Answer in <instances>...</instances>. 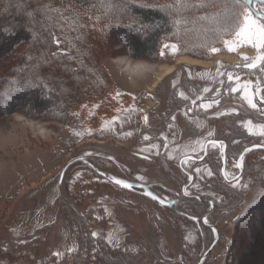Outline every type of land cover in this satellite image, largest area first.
I'll return each instance as SVG.
<instances>
[{"label": "rangeland", "instance_id": "1", "mask_svg": "<svg viewBox=\"0 0 264 264\" xmlns=\"http://www.w3.org/2000/svg\"><path fill=\"white\" fill-rule=\"evenodd\" d=\"M222 1L227 2L208 0L209 4L216 2V8L182 10L185 4H200L202 0H176L175 20L181 23L164 35L158 54L149 61L120 53L103 58L114 72L116 67L125 70L118 74L119 92L110 75L115 84L112 95L119 99V105L108 106L110 111L131 103L134 96L121 90H138L134 82L144 79L140 78L142 73L147 76L142 88L143 116L137 121L142 133L129 136L125 142L102 139L118 130L126 114L121 112L117 118L115 112L104 115L105 107L98 102L82 108V102L64 99L38 114L28 102L16 98L15 87L4 85L5 77L12 72L15 52L0 58V264L198 263L216 237L215 231L205 232L200 212L193 213L195 219L187 220L178 216L174 206L166 209L151 201L152 197L128 190L112 179L148 189L162 183L163 189L154 191L169 201L175 197L174 192L180 196L192 192L183 189L189 181L185 171H194L199 184L209 175L191 160L184 161L182 167L183 158L201 155L205 143L217 140V135L237 137L225 125L220 127L223 113L236 114L238 120L233 127L245 128V134L254 139L263 138L264 120L259 119L264 116V90L257 93V89L264 85V62L256 69L244 65L264 53V48L238 40L236 32L243 24V14L237 21L231 1L221 5ZM258 4L254 0L247 6L252 18L259 16L251 6L264 16V4ZM215 13L220 15L211 18ZM48 23L52 24L55 40L66 38L69 56L82 59L81 39L85 37L74 28V23H79L57 6L52 8ZM172 45H176L175 50ZM180 53L211 61L210 70L195 72L182 65L177 77L161 82L160 65L175 63ZM205 75V81L198 82ZM245 85L256 108L245 99ZM19 89L26 95L24 88ZM176 96L181 100L178 104ZM194 105L197 109L192 108ZM134 110L130 108L127 113ZM163 110L172 112V117L160 116ZM206 116L212 117L213 124ZM159 158L164 165L157 163ZM248 164L241 161L243 169L238 179L234 178L239 174L235 165L226 170L225 176L220 169L219 182H229L231 205L227 215L207 219L217 226L220 239L203 264H264V220L259 221L255 210L264 193V165ZM208 209L211 206L202 213ZM235 256L240 260L230 262Z\"/></svg>", "mask_w": 264, "mask_h": 264}, {"label": "trees", "instance_id": "2", "mask_svg": "<svg viewBox=\"0 0 264 264\" xmlns=\"http://www.w3.org/2000/svg\"><path fill=\"white\" fill-rule=\"evenodd\" d=\"M0 1V58L15 52L12 72L5 77L4 85L8 89L15 87L16 98L28 102L40 115L64 99L75 104L82 102V108L98 102L105 107L104 115L113 114L115 111L108 106L119 105V99L112 95L115 84L103 58L120 53L149 61L158 54L164 35L177 26L176 0ZM55 6L83 25L74 23L85 37L81 39L82 59L69 56L64 36L57 46L52 24L48 23ZM19 47L22 51L18 52ZM19 88H24L26 95ZM262 202L264 193L255 205L259 221L264 220ZM252 241L251 238L250 244ZM239 257L230 262H238Z\"/></svg>", "mask_w": 264, "mask_h": 264}, {"label": "flooded vegetation", "instance_id": "3", "mask_svg": "<svg viewBox=\"0 0 264 264\" xmlns=\"http://www.w3.org/2000/svg\"><path fill=\"white\" fill-rule=\"evenodd\" d=\"M260 4L261 3H259L258 5ZM176 99L178 100L176 101V104H178V102L181 100L178 99L177 96H176ZM192 108L197 109L196 105L192 106ZM197 114L198 113H196V115ZM161 115L165 119V117L166 116L168 117V115L172 117L171 116L172 112L168 114L167 111L163 110V113H161L160 116ZM223 115L224 117L221 118L220 127H222L223 129L224 127L223 125H225V127L230 129L231 134H235L237 137H234V136L228 137V136H223V135L219 137V135H217L218 139L216 141H219L220 143H215V144L210 145L208 148V152L205 156H203L204 151H205V146H204L202 154L199 155L198 157L195 156L196 158H199L201 156L203 157L198 160H191V162L195 166L204 168V170L207 171V173L211 172V175H208V176L205 175V179H202L203 183L199 184L197 182L196 173L194 171L189 172L193 175L192 177H190L188 173L186 172V174L189 177V181L185 182L184 186L186 185V189L187 188L191 189L192 192L189 194L183 193L182 196H180V193L174 192L175 197L170 198L169 201L166 200L167 202L170 203L169 205H164L161 202L157 201L156 199H152V198L150 199L153 202L162 204V206H164L166 209H170L172 208V206H174L175 207L174 209H178V211H176L177 213H179L178 216H181V217L183 216L187 220L189 218L195 219L196 217L193 215V213L200 212L199 216L202 215L201 222H203V225L207 227V229L204 227L205 232L206 230L215 231L210 225H214V226L216 225L213 224L212 222H208L207 220H206L207 222H205L203 220L204 215L209 214L208 216L209 219L208 218L207 219L212 221L214 220L215 217L219 216L218 214H221V216L227 215L228 207L231 205L228 203V200H229L228 199L229 197L228 183L229 182L225 181V184H221L219 182L220 169H221V173L223 174V169L226 171L227 169H232V167H234L235 165V169H237L240 174V170L243 169L240 163L243 160H244V163L247 162V164L249 163V161H252V163L248 165L255 164L258 167H259V164L264 165L263 148L254 147V148L249 149L253 145H264V135H263V138L254 139V137L252 138L250 134H249L250 136L245 134V130H244L245 128L240 127V126H239L240 128L238 126L233 127V124L237 122L238 120L236 117V114L223 113ZM205 118L206 120L207 118H209L210 122H212L213 124L212 117L206 116ZM262 120H264V116H261V118L259 119V121H262ZM210 140H213V139H210ZM214 145L216 148H213ZM220 146H223L221 151L219 149ZM255 153L258 154L257 157H253ZM159 160L160 161H157V163H159L160 165L165 164V162H162L163 161L162 158H159ZM148 161L152 162L153 161L152 157H151V160L149 159ZM127 174H128V178H130L131 175L129 171H127ZM239 174L235 176L236 179H238L242 173L240 175ZM133 183H135V181ZM162 186H163L162 183H155L152 185V189L150 190L155 195L165 200V198L161 196V194L154 191V190L161 191V189H163ZM211 192H214L215 195H210ZM173 201H177V202L173 203ZM212 203L214 204V207ZM210 206H211V209H208L206 213H202L206 207H210Z\"/></svg>", "mask_w": 264, "mask_h": 264}, {"label": "crops", "instance_id": "4", "mask_svg": "<svg viewBox=\"0 0 264 264\" xmlns=\"http://www.w3.org/2000/svg\"><path fill=\"white\" fill-rule=\"evenodd\" d=\"M194 60V61H192ZM205 61V62H204ZM203 59H196V58H191L190 56H187L185 54H181L178 55L177 57V60L175 63H171L170 65H166V64H163V65H160V68L161 69V74H162V77L159 78V80H161V82L163 81H166V80H170V78H175L178 76V74H180V67L182 65H188L191 69H193L195 72H205V71H209L211 65H208L210 64L211 61L209 60H204ZM123 63V62H122ZM207 64V65H206ZM110 75L113 77V79L115 80L116 82V86H117V89L119 92V80H118V74H124L125 73V70H121L122 68H117V70H115V72L109 67L107 66V64L105 63ZM166 69H170L169 71H167ZM144 73L140 74V78H144V79H141L137 82H134V84L139 88L138 90H129V92H124V90L122 89L121 91H123V94H126V95H129L130 96V93H131V96L133 95L134 97L133 98V101L129 104H127L125 107H122V109L120 108L119 110L116 109V112L114 114V116L119 117L121 112H125L126 114V117L124 118V123L119 125L118 127V130H116L115 132H113L112 134L110 135H107V137L105 138H102V139H106V140H111V139H117L118 141L120 142H125L126 139L129 137V136H136V137H139L140 134L142 133V130H138V122L141 118H142V109H143V106L144 104L142 103L143 102V99L145 98L144 95H145V91L142 90L143 88V85H144V82L146 81L147 79V76L146 75H143ZM165 75V76H164ZM206 79V75L205 76H200L199 78V81L198 82H204ZM160 85V84H158ZM122 93V92H121ZM129 93V94H128ZM141 107V108H140ZM130 108H134V113L133 114H128L127 113V110L130 109ZM152 112L149 111L148 114H150ZM113 116V117H114ZM132 116V117H130ZM115 119V118H113ZM135 122H137L135 124ZM132 124V125H131ZM144 130V129H143ZM123 137V139H122ZM97 139V138H96ZM101 140V139H100Z\"/></svg>", "mask_w": 264, "mask_h": 264}, {"label": "snow or ice", "instance_id": "5", "mask_svg": "<svg viewBox=\"0 0 264 264\" xmlns=\"http://www.w3.org/2000/svg\"><path fill=\"white\" fill-rule=\"evenodd\" d=\"M251 3V0H231L232 8L234 11V17L239 21V16L243 14V24L240 26L239 31L236 32V36L238 40L246 41L248 44H251L254 48L261 49L264 48V16H260L258 18H252L251 14L248 13V4ZM259 3L264 4V0H259ZM198 7H211L216 8L217 3L213 2L211 4L208 3V0H202V3L200 4H185L183 6L182 10H186L188 8H198ZM220 15V13H215L211 18L215 19L216 16ZM209 17H198L197 19L203 20L208 19ZM181 21L177 20L174 21V25H179ZM60 41L56 40L57 46H59ZM225 44H228V41H224ZM165 48L169 47V45L165 44ZM174 50L176 48V45L171 46ZM213 52L217 51L216 48L211 49ZM229 50H232L231 47ZM53 55H56V53H53ZM163 55V53H161ZM245 60H247V57H244ZM261 62H264V53L258 54L250 63H246L244 67L249 69H256L258 65L261 64ZM261 71H264V69H261ZM229 80L232 79L231 74H229ZM245 91V99H247L249 105L252 108H256L257 105L253 102L251 96L247 92V85L244 86ZM233 91H236V89H232ZM183 95V93H181ZM250 123V122H249ZM261 134H264L262 132ZM147 139V137H145ZM215 146V145H214ZM209 175H211V172H209ZM117 184H124L121 180H116ZM125 187H128L127 184H124ZM235 187V185H233ZM187 194V193H185ZM156 197L153 196V199ZM205 222H207L205 220ZM93 236L96 235V233L92 234ZM69 252L72 251V249H68ZM54 255H61L60 253H55Z\"/></svg>", "mask_w": 264, "mask_h": 264}, {"label": "water", "instance_id": "6", "mask_svg": "<svg viewBox=\"0 0 264 264\" xmlns=\"http://www.w3.org/2000/svg\"><path fill=\"white\" fill-rule=\"evenodd\" d=\"M251 1H254V0H251ZM256 1H259V0H256ZM249 5H250V3H249ZM251 10L253 11V13H254L256 16H259V17L262 16V15H260V13L257 12V11L254 9V7H252V6H251ZM263 89H264V85L258 88L257 93H258L260 90H263ZM215 143H220V142H219V141H216V140H209V141L206 143V145H205V151H204L203 156H205V155L207 154L209 146L212 145V144H215ZM254 147H260V148H263V150H264V145H253V146H251L249 149L254 148ZM137 156L140 157V158H142V159H145V160H149V159H150V157H148L147 155L140 154V153H137ZM203 156H201V157H199V158H196L195 156H188V157H186V158H183V159L181 160V166H182L184 160H198V159H201ZM68 167H69V165H67V166L64 168V171H63V173H62V176L65 174V172H66V170L68 169ZM182 167H183V166H182ZM185 172H187V171H185ZM187 173H188V175H189L190 177L193 176L191 173H189V172H187ZM241 173H242V170H240V174H241ZM223 174H224V176L226 175V171H225L224 169H223ZM240 174H239V175H240ZM62 176H61V178H62ZM234 178H235V177H234ZM116 180H118V179H117V178L112 179V181L115 182V183H116ZM123 182H124V184H127L128 187H125L124 184H118V185H120V186H122V187H124V188H126V189H128V190H132V191H140L139 189H142V191H140L141 194L148 195V196H150V197H152V198H153V196H155V197H156L155 199H156L157 201L161 202V203L164 204V205H169V204H170V203L167 202L166 200L162 199L161 197L155 195L153 192H151L150 190H148L147 188H145L143 185H136V186H135V185H133V184L130 183V182H126V181H123ZM116 184H117V183H116ZM136 188H137V189H136ZM183 189L186 190V185L183 187ZM185 193H186V192H185ZM212 205H213V207H214V204H213V203H212ZM208 216H209V214H205L204 217H203V220H204V221L207 220ZM209 225H210V224H209ZM210 226L215 230V232H216V237H215L213 243L208 247V249L205 251V253L202 255V257L199 259V261H198L197 264H203V263L205 262V260L211 255L212 251L215 249L217 243L219 242V239H220V232H219L218 228H217L216 226H214V225H210Z\"/></svg>", "mask_w": 264, "mask_h": 264}, {"label": "bare ground", "instance_id": "7", "mask_svg": "<svg viewBox=\"0 0 264 264\" xmlns=\"http://www.w3.org/2000/svg\"><path fill=\"white\" fill-rule=\"evenodd\" d=\"M226 59H228V60H231V59H233V56H227L226 57ZM192 61H194V60H192ZM167 71H169L170 69H166ZM165 76V75H164ZM184 161H186V160H184ZM122 181V180H121ZM126 182H129V181H126ZM136 186V185H135ZM145 188H147L146 186H144ZM137 189V188H136ZM148 189V188H147ZM140 191H142V189H139ZM148 190H150V189H148ZM151 191V190H150ZM152 192V191H151Z\"/></svg>", "mask_w": 264, "mask_h": 264}]
</instances>
